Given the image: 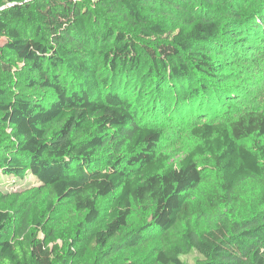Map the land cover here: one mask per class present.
<instances>
[{
    "label": "trees",
    "instance_id": "1",
    "mask_svg": "<svg viewBox=\"0 0 264 264\" xmlns=\"http://www.w3.org/2000/svg\"><path fill=\"white\" fill-rule=\"evenodd\" d=\"M0 39V175L38 184L0 264H264V0H0Z\"/></svg>",
    "mask_w": 264,
    "mask_h": 264
},
{
    "label": "rangeland",
    "instance_id": "2",
    "mask_svg": "<svg viewBox=\"0 0 264 264\" xmlns=\"http://www.w3.org/2000/svg\"><path fill=\"white\" fill-rule=\"evenodd\" d=\"M4 43L3 39H0V45ZM264 81V79H262ZM256 88L258 90V96L261 95L264 92V86L261 83H258L256 85ZM252 105L253 107H256L260 104L261 99L259 97H256L255 95L252 96ZM245 103H247L245 101ZM250 103V102H249ZM176 128V127H175ZM174 129V128H173ZM187 129V125H185L184 131ZM183 128L177 127L174 130H170L169 135L172 136L171 139L167 143H164L165 146L163 147L165 151L170 153L173 157H175L178 153V147L181 142ZM37 181L33 176H27L25 181H15L13 179H10V177L3 178L2 175H0V191L3 194H15L20 193L24 190H30L29 188L37 187ZM32 191V190H31ZM34 198H32L33 200ZM42 237V236H41ZM189 263H192L191 259H187Z\"/></svg>",
    "mask_w": 264,
    "mask_h": 264
}]
</instances>
